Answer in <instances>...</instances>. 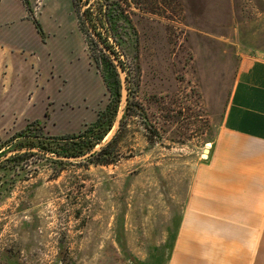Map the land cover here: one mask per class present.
I'll return each mask as SVG.
<instances>
[{"label": "rangeland", "instance_id": "374dc122", "mask_svg": "<svg viewBox=\"0 0 264 264\" xmlns=\"http://www.w3.org/2000/svg\"><path fill=\"white\" fill-rule=\"evenodd\" d=\"M97 1L77 9L36 0L28 11L50 28L53 53L65 41L108 79L97 117L117 100L119 109L97 148L116 137L100 156L35 149L0 168V264H170L195 168L223 126L241 63L264 60V0H109L130 20L108 41L123 63L125 103L121 73L107 69L109 51L83 20ZM68 110L67 120L0 112V148L34 120L43 136L78 134L97 120Z\"/></svg>", "mask_w": 264, "mask_h": 264}, {"label": "crops", "instance_id": "0c3cea01", "mask_svg": "<svg viewBox=\"0 0 264 264\" xmlns=\"http://www.w3.org/2000/svg\"><path fill=\"white\" fill-rule=\"evenodd\" d=\"M0 0V112L97 117L105 82L89 61L49 43L29 6ZM63 49V50H62ZM51 50V51H50ZM47 115V116H48ZM170 264H264V60L241 63L223 126L196 168Z\"/></svg>", "mask_w": 264, "mask_h": 264}, {"label": "trees", "instance_id": "16d2710c", "mask_svg": "<svg viewBox=\"0 0 264 264\" xmlns=\"http://www.w3.org/2000/svg\"><path fill=\"white\" fill-rule=\"evenodd\" d=\"M90 0H73L75 7L78 9L85 2ZM109 0H98L99 10L94 13L91 10L87 9L83 12L84 22L89 23L93 31L88 29L95 37L93 41L96 45L99 42L104 44L102 51H109L107 57L109 61L107 62V69H112L119 75L117 64L114 61V58L117 59L118 55L116 49L108 41L109 38L119 39L117 33L119 31L118 23H125L124 20H127L130 23L128 18V12L122 8L120 5H107L106 3ZM28 5V1L25 0ZM30 10V6H29ZM34 22L42 35H44L42 26L37 18L33 16ZM88 26V25H87ZM103 27L107 34L104 36L99 27ZM127 26L126 29H128ZM133 29V26H132ZM98 37V39H97ZM123 65L122 62H118ZM108 85V79L104 77ZM127 107V106H126ZM119 109L118 100L113 104L108 105L106 110L99 113L97 120L90 125L87 129L79 132L78 134H65L61 136H43V127L41 126L40 121L34 120L28 126L20 131L18 134L14 135L12 140L15 143L12 146H7L6 148H0V168L7 163H13V165H18L19 163L28 160L30 156L35 155L36 150H44L46 152L56 154L61 158H81L83 156H100L107 152V150L112 146L116 133L112 138L105 143L104 145L97 148L99 144L103 142L105 137L108 135L110 130L113 128L114 121ZM48 115V113H47ZM40 131L39 135L36 133L33 135V131ZM117 132V131H116ZM48 142L42 140V138ZM9 141V143H10ZM13 143V142H12Z\"/></svg>", "mask_w": 264, "mask_h": 264}, {"label": "water", "instance_id": "95a60500", "mask_svg": "<svg viewBox=\"0 0 264 264\" xmlns=\"http://www.w3.org/2000/svg\"><path fill=\"white\" fill-rule=\"evenodd\" d=\"M87 25L90 28V30L93 31V29L91 28L90 24L87 23ZM97 39H98V37H97ZM115 62L117 64V68H118L119 72L121 73V79H122L121 80V94H122L123 101L126 103L128 101L127 80H126V77L123 75V68H122V66L117 61H115ZM119 121H120V119H118V122Z\"/></svg>", "mask_w": 264, "mask_h": 264}]
</instances>
